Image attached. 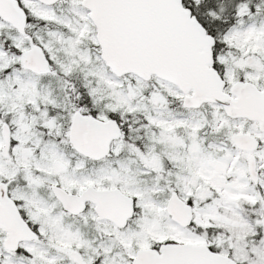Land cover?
<instances>
[{
  "label": "snow or ice",
  "instance_id": "snow-or-ice-1",
  "mask_svg": "<svg viewBox=\"0 0 264 264\" xmlns=\"http://www.w3.org/2000/svg\"><path fill=\"white\" fill-rule=\"evenodd\" d=\"M0 264H264V0H0Z\"/></svg>",
  "mask_w": 264,
  "mask_h": 264
}]
</instances>
